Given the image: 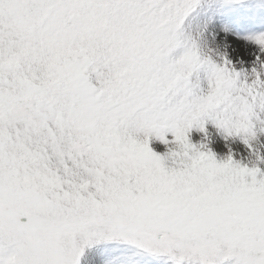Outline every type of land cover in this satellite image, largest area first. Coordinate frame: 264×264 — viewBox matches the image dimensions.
I'll return each mask as SVG.
<instances>
[{
  "label": "snow or ice",
  "instance_id": "1",
  "mask_svg": "<svg viewBox=\"0 0 264 264\" xmlns=\"http://www.w3.org/2000/svg\"><path fill=\"white\" fill-rule=\"evenodd\" d=\"M258 112L264 0H0V264H264V171L189 137Z\"/></svg>",
  "mask_w": 264,
  "mask_h": 264
},
{
  "label": "rangeland",
  "instance_id": "2",
  "mask_svg": "<svg viewBox=\"0 0 264 264\" xmlns=\"http://www.w3.org/2000/svg\"><path fill=\"white\" fill-rule=\"evenodd\" d=\"M230 58L233 60L234 64H237V70H239L238 61L244 60L245 67H247L248 57L246 53H242L240 50H229ZM258 119L254 118V123L256 125L255 131L257 133L255 140H253L252 148L249 149L248 146L244 145L242 139L239 137L225 139V134L222 130L217 129L214 124L206 123L205 131L201 132L198 125H194L189 132L190 140L193 144L199 146L201 143H206L208 148L213 151L216 155L218 161L224 159L229 154V149H231V154L234 160L238 161L242 165L252 166L249 163V157L257 161V156L264 159V124L260 123L264 121V112H258ZM156 143H159L158 141ZM163 150V145H160V149ZM262 171H264V163H256ZM152 264H174L167 256L161 257L158 261H153ZM225 264H230V262H225Z\"/></svg>",
  "mask_w": 264,
  "mask_h": 264
},
{
  "label": "clouds",
  "instance_id": "3",
  "mask_svg": "<svg viewBox=\"0 0 264 264\" xmlns=\"http://www.w3.org/2000/svg\"><path fill=\"white\" fill-rule=\"evenodd\" d=\"M249 163L252 164V165H255L257 163V161L253 160L251 157H249Z\"/></svg>",
  "mask_w": 264,
  "mask_h": 264
}]
</instances>
